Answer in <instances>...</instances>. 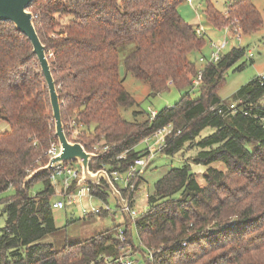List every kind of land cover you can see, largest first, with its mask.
I'll list each match as a JSON object with an SVG mask.
<instances>
[{"label":"trees","instance_id":"16d2710c","mask_svg":"<svg viewBox=\"0 0 264 264\" xmlns=\"http://www.w3.org/2000/svg\"><path fill=\"white\" fill-rule=\"evenodd\" d=\"M182 1L32 0L29 5L59 94L64 132L97 153L89 162L91 170L126 169L145 154L135 146L167 124L172 131L160 153L173 155L194 145L191 162L205 166L203 183L189 161L171 167L154 182L142 213L60 248L43 241L57 230L48 172L23 182L47 162L45 152L57 142L47 85L30 41L11 22L0 21V117L8 124L0 132V194L13 189L0 199L5 215L0 264H120L113 261L119 253L118 227L124 228L133 256L139 253L131 223L145 248L144 264H264V73L237 88L233 102L217 94L226 69L244 49L231 47L205 65L198 97L185 92L173 105L140 120H126L119 112V106L135 104L119 69L120 44L133 43L122 59L123 70L148 84V96L169 82L191 88L196 66L190 55L205 39L197 35L195 23L180 15ZM224 3L226 16L207 2L205 20L212 26L223 27L238 17L246 33L262 24L251 0ZM207 127L212 131L201 136ZM123 151L125 157L117 158ZM213 162H222L225 169ZM35 183L40 188L32 192ZM89 186L106 203V182ZM118 189L130 198L126 189ZM228 215L235 216L233 222H227ZM104 256L112 261L104 262Z\"/></svg>","mask_w":264,"mask_h":264},{"label":"rangeland","instance_id":"374dc122","mask_svg":"<svg viewBox=\"0 0 264 264\" xmlns=\"http://www.w3.org/2000/svg\"><path fill=\"white\" fill-rule=\"evenodd\" d=\"M207 2L212 3L214 7L226 16L224 0H191V3H189L188 0H183L177 7L184 20L195 24L200 23L205 30L203 36L205 39L204 46L199 51H194L190 55V59L195 63L196 69L205 65L204 62L199 61V57L204 55L208 58L210 55L212 50L210 40L217 41L222 39L223 36L227 34L224 26L229 24L226 23L223 27H214L209 24L205 20L204 15ZM251 2L259 11L262 24L256 30L246 33L243 32L241 28L240 39H237L236 36L233 38L227 36L226 39L228 43L222 50V52L225 53L231 47H242L244 49V54L226 69L224 82L217 88V94L227 103L233 102V94L237 88L254 76L264 73V0H251ZM234 18H231V20ZM132 47L133 43H123L118 46V57L120 60L119 69L123 78V85L135 100V104L131 106H119V112L122 118L126 120L143 119L150 111L156 112L165 106L173 105L178 101L182 94L188 91L192 98L199 96L198 88L191 86V88L183 87L178 89L170 82L167 83V87L162 91L153 96H148L150 91L148 84L145 81L136 79L131 74L125 73L123 70L122 59ZM6 129H8V124L5 119L0 117V132ZM166 131L167 127L165 125L164 133H166ZM211 131L212 129L207 127L202 130L201 136L209 134ZM156 140L157 136L151 134L149 135L147 143L142 140L135 146V149L142 150L146 154V145L152 147L154 150L157 148ZM186 146L173 155L160 153V149H157L154 155L148 159L146 166L141 170L139 179L137 178L134 183L135 186L131 190L126 189V193L131 195L130 198L122 195L127 199L130 205H133V209L137 211L142 209L139 211V213H142L146 209L147 194L152 191L154 182L168 169L180 166L185 161H189L191 170L196 173L197 180L200 183L204 182L203 173L205 171V166L191 162L190 158L196 152V148L192 147L194 145H188L189 148L186 149ZM212 165L219 169H225V165L222 162H213ZM53 185L55 189L53 200H55L57 197H61L60 191L62 184L59 176L56 177V182ZM39 188L40 184L35 183L32 187V192ZM12 193L13 189L8 188L0 194V199L11 195ZM106 203L108 204L110 211L107 213L102 211L96 215H89V217L87 215V217H84L81 213V209L90 206L103 207L105 201L96 197H89L86 194L78 197L75 204H66L63 208L52 207L54 224L57 227V230L46 234L43 241L51 242L56 248H60L65 242L74 243L89 238L94 234L96 235L114 225H122L125 222L126 215L119 208L117 200L110 190L106 197ZM226 218L228 219L227 222H233L232 220L235 216L228 215ZM127 221L129 222L128 219ZM4 222L5 215L2 213V203L0 201V227L4 225ZM130 226L133 242L139 249V253L135 255L140 260L145 248L139 243L134 224L131 223ZM198 246L199 245H196L197 248ZM140 262L144 264L142 260H140Z\"/></svg>","mask_w":264,"mask_h":264},{"label":"built area","instance_id":"2783aa9c","mask_svg":"<svg viewBox=\"0 0 264 264\" xmlns=\"http://www.w3.org/2000/svg\"><path fill=\"white\" fill-rule=\"evenodd\" d=\"M189 3H191V0H188ZM225 30L227 31V34L223 36L222 39H219L217 41L210 40V46L212 48L210 55L208 58H206L204 55L199 57V61L204 62L205 65L208 63H215L217 62L221 56L223 55L222 50L226 47L228 41L227 36L229 38H233L234 36L237 37V39H240L241 35V26L239 24L238 19L235 17L230 21V23L226 26H224ZM194 29L197 33V35L203 37L205 34V30L200 23L194 24ZM249 52V50H248ZM205 65L199 69H196V75H194L191 78V86L197 88L201 82L202 79V73ZM229 107H234L233 104L229 105ZM151 116L155 114V111H150ZM167 131L164 133V126L154 131L152 134L157 136V148L154 150L152 147L146 145V154L145 155H139L136 156L133 161L126 167L124 170L119 169H112L111 171H108L106 168L103 167V169H106L111 181L114 183L116 188L118 187L122 189H128L131 190L135 185V181L137 177L140 175L141 170L146 166L148 159H150L154 153L157 151V149H161L162 146L165 143V138L168 134L171 133L172 127L170 124L166 125ZM78 130L76 128L74 129L73 134H75ZM149 136L145 137L143 141L147 143ZM94 149H96V145L93 146ZM60 147L58 142H53L46 150L45 154L47 156V160L54 155H56L59 151ZM94 152V151H93ZM125 157V151L120 153L117 158H124ZM102 169V168H100ZM49 178L51 182L54 184L56 182V177L59 176L61 179L62 188L60 191V196L57 197L55 200L52 201V207L55 208H63L66 204H75L76 200L80 196L88 195L89 197H94L90 191L89 183L81 182L80 184L77 183L79 177H80V166L77 161H69V162H58L51 165L50 170L47 171ZM73 182H76L77 185L75 188H71V185ZM121 184V185H120ZM78 189V190H76ZM76 190V191H75ZM119 190V189H118ZM120 191V190H119ZM145 205V204H144ZM126 208L128 210L129 216L134 217L136 216L139 211L133 209V205L129 204L127 201ZM102 211H105L107 213L110 211V208L108 207V204L105 203L103 207H83L81 209V213L83 215H89V214H99ZM115 237L118 240L117 248L119 250L118 255L113 259L115 262H119L120 264H142L138 258L133 256L131 253L130 245L126 240L125 230L123 227H118L117 231L115 233ZM152 251H148L147 258L150 259L152 254ZM104 262L112 261L111 257L104 256L102 259ZM91 264H95L94 261H92Z\"/></svg>","mask_w":264,"mask_h":264},{"label":"water","instance_id":"95a60500","mask_svg":"<svg viewBox=\"0 0 264 264\" xmlns=\"http://www.w3.org/2000/svg\"><path fill=\"white\" fill-rule=\"evenodd\" d=\"M32 0H0V21H9L14 27L27 37L32 46V52L36 55L40 70L44 76L49 102L52 110L54 121V131L59 144V151L56 155L49 158L47 162L30 171L23 182L31 180L36 175L42 174L50 170L51 165L58 162L77 161L80 166V177L77 181L80 184L82 181L89 184L98 185L102 178L109 187L111 193L115 196L119 208L130 221V216L126 208L127 199L124 198L121 192L116 188L111 181L106 169H97L95 171L89 168V162L97 156V153L88 151L78 141H71L67 138L63 123L61 120L59 94L55 86L50 64L45 52V45L41 42L34 25V15L29 9Z\"/></svg>","mask_w":264,"mask_h":264},{"label":"crops","instance_id":"0c3cea01","mask_svg":"<svg viewBox=\"0 0 264 264\" xmlns=\"http://www.w3.org/2000/svg\"><path fill=\"white\" fill-rule=\"evenodd\" d=\"M197 51H199V50H197ZM89 215H92V214H89ZM89 215H87L88 217H89ZM93 215H96V214H93ZM84 217H87L86 215H83Z\"/></svg>","mask_w":264,"mask_h":264}]
</instances>
